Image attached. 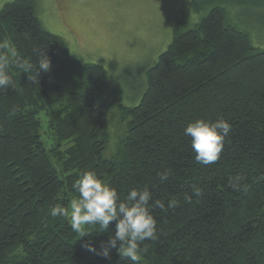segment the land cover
<instances>
[{
    "label": "trees",
    "instance_id": "1",
    "mask_svg": "<svg viewBox=\"0 0 264 264\" xmlns=\"http://www.w3.org/2000/svg\"><path fill=\"white\" fill-rule=\"evenodd\" d=\"M227 16L216 6L176 32L148 70L140 102L123 106L104 67L73 59L43 26L36 0L0 10V57L9 45L23 62L35 66L44 53L51 62L37 76L10 59L14 88L0 90V264H132L116 249L110 259L100 254L116 221L106 231L85 226L80 237L67 218L50 215L79 198L75 182L89 171L116 190L118 202L127 203L132 189L165 202L150 209L156 239L140 243L139 264H264V49ZM117 105L126 133L108 158ZM220 118L231 125L220 159L199 165L184 129Z\"/></svg>",
    "mask_w": 264,
    "mask_h": 264
},
{
    "label": "rangeland",
    "instance_id": "2",
    "mask_svg": "<svg viewBox=\"0 0 264 264\" xmlns=\"http://www.w3.org/2000/svg\"><path fill=\"white\" fill-rule=\"evenodd\" d=\"M12 1L0 0V10ZM257 1L36 0V9L43 26L68 44L73 59L104 67L108 84L121 93L119 105L134 106L146 90L148 70L176 32L195 27L213 7L226 9L228 22L264 49V7L256 8ZM119 105L110 114L108 158L126 133Z\"/></svg>",
    "mask_w": 264,
    "mask_h": 264
},
{
    "label": "clouds",
    "instance_id": "3",
    "mask_svg": "<svg viewBox=\"0 0 264 264\" xmlns=\"http://www.w3.org/2000/svg\"><path fill=\"white\" fill-rule=\"evenodd\" d=\"M8 55L0 57V90L14 88V84L7 72L9 60L15 61L16 66L23 69L25 73L35 71L48 72L51 62L46 55L39 59L33 66L30 62H23L18 58L14 47L4 46ZM231 131V125L225 119L220 118L215 122L203 119L195 120L186 125L184 135L191 138V149L194 160L199 165H210L220 159L224 149L225 138ZM168 172L161 173V180H166ZM240 178L233 181L236 187ZM74 187L79 193V198L70 201V208L61 205L52 207V217L63 216L68 219L71 230L83 237L89 233L85 226H98L99 231L109 229L110 222L116 221V231L110 234L106 242L101 243V252L105 258L110 259L111 249H116L121 257L139 264L140 243L145 240L156 239V220L150 209L158 207L165 209V202L155 200L152 202V194L148 189H132L127 194V203L118 202V194L115 189L110 188L97 178L94 172H85L75 182ZM193 195H200L201 189L192 186ZM175 201H168L167 207H174ZM84 247L89 251H96L90 242H85Z\"/></svg>",
    "mask_w": 264,
    "mask_h": 264
}]
</instances>
